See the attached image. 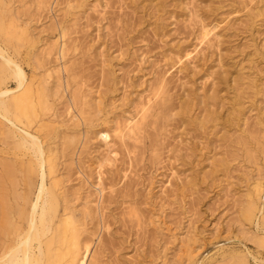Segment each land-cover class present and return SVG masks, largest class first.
Returning a JSON list of instances; mask_svg holds the SVG:
<instances>
[{
    "label": "rangeland",
    "instance_id": "obj_1",
    "mask_svg": "<svg viewBox=\"0 0 264 264\" xmlns=\"http://www.w3.org/2000/svg\"><path fill=\"white\" fill-rule=\"evenodd\" d=\"M0 16V62L47 89L30 129L91 264H264V217L245 214L264 188V0H0ZM0 123L1 242L41 177Z\"/></svg>",
    "mask_w": 264,
    "mask_h": 264
},
{
    "label": "bare ground",
    "instance_id": "obj_2",
    "mask_svg": "<svg viewBox=\"0 0 264 264\" xmlns=\"http://www.w3.org/2000/svg\"><path fill=\"white\" fill-rule=\"evenodd\" d=\"M14 25V22L11 21L9 24V29H11ZM0 32H10V30L6 31L4 20L1 16ZM20 32L22 33V31ZM206 35H209V33ZM202 38L204 39L205 37L202 36L201 39ZM3 53V50L0 48V54ZM4 58L7 64L0 62V72L11 73L17 79V85L15 88L10 90L0 89V115L4 118V120L9 121L11 127H13L15 131L20 135L23 144L29 149V151H31L30 153H32V159L30 160L32 161V164L35 163L39 168L41 179L38 187H36L35 189L36 193H34L31 202H29L30 205L27 209V212H25L24 210H18L16 211L17 216L15 212H11L13 214L9 212L10 216L7 219L6 226L2 224L3 229L6 230V236L0 242V264H91V258L88 257L90 253L91 241H89V239L86 240L81 236L79 222L70 213L71 211L69 212L67 210V207L65 205L61 211L58 209L60 194L57 193V190L60 188L58 186L59 179H57V176L53 174V172H55V169L53 159L51 157L52 153L50 151L46 152L43 148V143L37 134L38 131L36 132L35 130L34 132H32L30 129L31 123L37 120L38 110L47 107L46 98L44 94L47 89L44 91L42 86L41 88L39 86H34V84L32 83V79L26 78L22 66L13 58H11V56H7L6 54H4ZM42 78L43 76L41 77V79ZM144 105L145 104H143L142 106ZM140 110L143 111L142 109ZM147 113L148 112L145 113L146 116ZM79 114L82 115V113L78 112L77 115ZM143 115L141 117L144 121L145 116L143 117ZM73 116L76 117V115ZM128 122H126V124H124L123 126L121 125V127H119L120 125L116 127V129H118L119 127L117 134L120 138L123 137L125 134H127L128 137H130L129 134H136L137 127H139V130L142 129V127L137 126V121H135L134 124H129L130 122ZM139 123L141 124V122ZM38 125L40 124L38 123ZM102 133H104L102 137H107V133ZM20 146L21 145H19V147ZM50 174L53 175H51L52 177L50 178V183L47 184V182L45 181V177ZM262 190H264V188H261L260 183H256L255 189H253V191L255 192V196H250V198L248 197L249 201L248 204H246L247 206L245 209L246 216H251L254 210L257 209L262 214V217H264V206H262L264 204H262L261 206L259 205V207L257 208V200L258 198H261L260 195L262 193ZM262 220H264V218H262ZM256 224V227H258L259 223L257 222ZM262 229H264V227H262ZM260 242L264 244V233H262V236L260 237ZM242 264L245 263L243 262Z\"/></svg>",
    "mask_w": 264,
    "mask_h": 264
}]
</instances>
